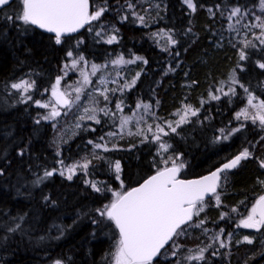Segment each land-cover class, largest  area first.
<instances>
[{"label":"trees","instance_id":"trees-1","mask_svg":"<svg viewBox=\"0 0 264 264\" xmlns=\"http://www.w3.org/2000/svg\"><path fill=\"white\" fill-rule=\"evenodd\" d=\"M103 2L90 0V11ZM193 2L195 12L183 0H107L109 10L99 21L86 24L74 36L63 37L61 44L31 26L8 21L6 16L17 8L16 0L0 11V169L4 172L0 176V264H53L57 259L65 264H108L118 234L97 209L113 199L111 190L132 187L164 167L161 161L168 156H179L185 164L180 176L192 178L244 149L250 157L234 170L221 173L220 204L217 206L214 195L206 199L205 210L182 226L184 233L162 251L157 264L177 260L181 264H264V229L257 232L239 226L264 194V184L259 182L264 181V168L260 167L264 128L258 121L254 124L236 116L246 107L249 93L258 102L264 100V69L257 63H264V45L257 39L261 29L248 27L260 23L255 16L264 18V12L259 0ZM127 3L134 9H128ZM218 4L225 10L239 5L248 14H242L237 24V17L229 21L221 16ZM133 11L145 16L144 24ZM125 15L128 19L122 21ZM92 26L116 35L117 40L108 44L91 37L88 29ZM169 35L175 44L168 40ZM246 42L255 47L245 48ZM72 49L95 63L118 56L142 57L123 71L126 83H135L116 93L126 108L137 102L147 104L162 123L175 122L176 113L189 105L196 115L178 124L176 132L169 130L159 143L131 137L119 139L107 151L95 149V143L110 130L102 113L100 123L83 124L69 139L58 140L56 128L42 120L39 107L31 99L16 102L8 88L26 77L47 87ZM241 50L247 54L245 60H240ZM160 143L170 145L167 152L161 151ZM21 149H26L23 156L18 155ZM117 160L120 173L114 167ZM60 161L90 163L68 180L57 171ZM53 169L54 175L42 184L32 183L45 170ZM93 183L100 192L91 187ZM222 214H226L223 219ZM19 217L24 218L21 230L8 233L6 228L20 222ZM201 219L204 224L196 227ZM246 235L253 239L252 244L237 243ZM221 242L226 247H220ZM173 243L181 246L176 257L171 256L176 250ZM200 249H206L204 260H184L193 251L199 254Z\"/></svg>","mask_w":264,"mask_h":264},{"label":"snow or ice","instance_id":"snow-or-ice-1","mask_svg":"<svg viewBox=\"0 0 264 264\" xmlns=\"http://www.w3.org/2000/svg\"><path fill=\"white\" fill-rule=\"evenodd\" d=\"M14 0H0V11H3L5 6H10ZM261 11L264 12V0H259ZM17 8L14 13L7 15L6 19L13 23L19 22L22 26H36L40 29H44L49 33H54L56 44L62 43V38L68 34L75 33L79 29L83 28L86 24H91L94 21H99L100 18L109 10L107 5V0H104L103 4L97 5L95 10L90 11V0H16ZM183 3L187 5L189 9L193 12L196 11V4L193 0H183ZM128 9H134V5L127 3ZM159 7V5H156ZM216 9L220 11L221 16H225L231 21L234 17H237L236 23H240V17L242 14L247 15V11L242 9L239 5L232 6L227 10L221 9L220 5H216ZM212 16H215V12L211 8L208 9ZM141 24L145 23V16L139 15L132 12ZM128 17L122 16L121 20H127ZM255 20L261 21L260 23L251 24L250 28H260L261 34L257 37L260 40V44L264 45V18L261 16H255ZM103 29V25L100 26ZM231 27V25H230ZM92 29L90 28L89 31ZM115 31H118L116 29ZM191 31V29H189ZM102 31H97L96 36H101ZM117 40L116 35H112L107 39L108 44H112ZM168 40L175 44L176 41L171 35L168 36ZM245 48L255 47L251 42H246ZM69 57L73 55L71 51L67 53ZM240 60H245L247 54L245 51L241 50ZM83 60V57H80ZM136 60L142 59V57H135ZM134 60H124V58L118 57L116 60L112 61L114 64L121 63H134ZM73 66H75L76 61L74 60ZM144 63H147L145 60ZM258 63L260 69H264V63ZM97 65L93 64V70L97 69ZM95 74V71L94 73ZM83 75V73H82ZM61 77H57L55 84L52 86V96L55 98L57 105H63L70 108L75 101L81 99L80 93L81 88H76L77 93L75 101L69 98L67 91H61L59 86L61 84ZM237 82V81H234ZM83 83L85 85L89 84L90 81L87 75H84ZM135 80L132 81V84ZM35 85V81H29L21 79L19 82L12 83L11 89L16 90L18 93H28ZM242 88L243 85H240ZM248 92V89H244ZM107 89H105L100 94L104 97V100H108V96L105 94ZM115 91V90H112ZM230 91H234L230 89ZM91 95V94H89ZM31 99L29 95L27 97ZM94 103H99L94 97H91ZM219 97H213V99H218ZM254 97L249 93L248 105L256 109V113L251 116L252 122L255 124L259 121V124L264 128V100H261L258 104L253 103ZM37 105L42 108H48V103H40V101H35ZM139 108L140 105L138 104ZM145 109L148 108L147 105L144 106ZM188 109L191 106H186ZM117 109H121V105L117 103ZM108 115L109 112L104 108L99 109ZM84 111L87 113L90 111L89 108H85ZM95 111V109H91ZM61 113L56 109L55 106L52 107V111L48 116L42 117V119H55ZM192 115H196V111H192ZM243 115L245 119L249 118L247 109H242L241 112L236 114L237 119ZM83 119V117H81ZM89 119H94L96 123H100L99 119L96 117L89 116ZM130 118L125 117L121 121V128L128 123ZM185 118L181 117L179 123H184ZM39 124L40 120H36ZM79 126V125H78ZM172 132H176V128L171 127ZM159 132L168 135L164 132V129L157 125ZM151 129H149L150 131ZM239 129H236L238 131ZM109 135H115V133H110ZM103 139V137H101ZM156 141H160V136H154ZM89 143H92L89 141ZM104 147L107 151V147L99 143L95 144V148L99 149ZM159 147L164 152H167L170 145L166 143H160ZM26 149H21L18 155L23 156ZM251 153L248 149H244L239 155L234 159L225 163L221 168L213 171L210 175L204 176L197 180H184L179 179V173L185 167V164L180 161L179 156L173 158L168 156L163 158L161 163L165 166L162 168H157L156 173L146 179L138 187L132 188L125 191H114L113 199L103 206L101 209H97L98 215L110 221L118 232V238L114 245V251L110 254L112 257L113 264H157V259L162 255V249L169 244V241H174L175 237H178L184 233V228L182 225H186L188 222L193 220L194 216H199L201 212L205 210L207 206L206 196L211 198V195L215 196V201L217 206L220 204V195L217 194V188L221 180V173L227 169H233L241 162V160L249 158ZM99 158V157H97ZM179 161V162H178ZM63 164V161H60ZM90 161L85 162L81 167L87 169ZM170 163V166H169ZM115 171L120 173L121 164L120 161H115L114 164ZM260 167L264 168V161H261ZM67 171L70 173L67 176L68 180L73 178L75 171V166L68 167ZM56 172V169L45 170L43 175H38L33 184L39 186L48 177H51ZM4 174L3 169H0V176ZM60 175H64V172H60ZM119 179V176H117ZM264 184V181H259ZM91 187L100 192L101 189L96 186L95 183L91 184ZM46 201L48 197L44 198ZM54 203V202H53ZM235 211V209H233ZM226 214L221 215V219L224 218ZM20 222L15 223L14 226H8L6 231L8 233H15L22 228L23 217L18 218ZM96 223V221H93ZM204 224V220H200L196 227H200ZM239 226L245 229H255L260 232L264 229V195H260L258 199L253 203L250 212L239 222ZM206 231V230H205ZM223 231V230H221ZM230 235V234H229ZM7 238L6 236L4 237ZM253 239L249 236H244L242 241H237V243H247L252 244ZM172 247L176 250L171 252V256L176 257L178 250L181 247L178 244L173 243ZM220 247H226V245L221 242ZM206 249H200L199 255H188L184 257V260H204V251ZM264 254V253H262ZM213 255H216L214 252ZM53 264H65V261L57 259ZM175 264H181L180 260H177Z\"/></svg>","mask_w":264,"mask_h":264},{"label":"rangeland","instance_id":"rangeland-1","mask_svg":"<svg viewBox=\"0 0 264 264\" xmlns=\"http://www.w3.org/2000/svg\"><path fill=\"white\" fill-rule=\"evenodd\" d=\"M92 29L89 31V29ZM88 34L91 37H96L99 40H105L112 36V33H104L101 29L95 28V27H89ZM97 31H102L101 36H96ZM264 38V37H263ZM73 55L69 57L66 54V60L62 64L60 73L55 77V79L47 86L39 87L34 85L32 89L29 90L28 93H18L16 90L11 89V85L9 86V92L13 93L15 95L16 102H25L30 99L27 97L31 96V101L34 105L39 107L40 109V115L41 118L44 116H48L51 111L52 107L55 106L56 109L61 113L59 116H57L55 119H42L46 122H52L53 127L56 128V134L55 138H58V140L64 141L72 137V135L75 133L76 129L83 125L90 123H96L94 119H89V116H95L96 119H99L101 113L102 115H105L104 112H101L99 109L104 108L106 111L109 112L107 116L108 123L110 130L108 133L105 134V138L100 139L95 144L99 143L101 145H104L107 147V149L113 147L116 145L117 141L121 138H135L139 141H145V140H151L154 142L159 143L162 140V137L164 133L159 132L157 125L162 127L164 129V132H168L171 130L169 127V124H171V127H176L178 124H180L181 117H184L185 120L188 118V116L192 115V109H188L187 107H184L179 112L176 113V121L175 122H164L162 123L160 119H158L154 113L152 112V109L147 105L143 103L137 102L134 107L126 108V104L119 102L117 100V94L120 93L123 90L128 89L131 85V83H126L124 78V69L129 63H121V64H114L112 61L116 60V58L109 59L108 61H104L101 63H95L90 60H86L85 57L80 54L77 51H74V49L71 50ZM80 57H83L84 59L81 60ZM76 61L75 66H73V61ZM124 60H136L135 57L131 59H124ZM97 65V69L93 70L92 65ZM95 71V74H93ZM83 73V75H82ZM84 75H87L90 83L85 85L83 83ZM57 77H61V84L59 86L61 91H67L69 94V98L75 101V97L77 93L75 92L76 88H81L82 91L80 93L81 99L79 101H75L70 108L65 107L63 105H57L55 102V98L52 96V86L55 84ZM24 80L34 81L31 77L30 78H24ZM20 81V80H19ZM17 81V82H19ZM16 83V82H14ZM105 89L107 91L105 94L108 96V100L105 101L104 97L100 94ZM115 90V91H112ZM91 94V95H89ZM116 94V95H115ZM91 97H94L96 100L99 101V103H94L93 99ZM35 101H40V103H48V108H42L39 105L35 103ZM119 103L121 105V109H117L116 105ZM254 104H258L259 102L257 100L253 99ZM109 104H111L109 106ZM140 105L138 108L137 105ZM145 105L148 106L147 109H145ZM85 108H89L90 111L87 113L84 111ZM126 108V109H125ZM91 109H95V111H91ZM244 109H247L249 118L251 119V116L256 113V109L252 108L250 105H247ZM241 112V111H240ZM83 117V119H81ZM125 117L130 118L128 120V123L124 125L123 128H121V121ZM241 120H245V117L241 115ZM258 121V120H257ZM259 122V121H258ZM79 125V126H78ZM149 129H151L149 131ZM110 133H115V135H109ZM160 136V141H156L154 139V136ZM97 149V148H95ZM99 151L105 150L104 147H101L97 149ZM164 152L163 150H161ZM83 162H75L70 164H61L58 163L57 171L64 172L65 176H68L70 173L67 171L68 167L75 166L74 174L78 171H83L84 169L81 167L83 165ZM170 165V164H169ZM73 174V175H74ZM116 190H111L110 194ZM120 191V190H117ZM249 230H255V229H249ZM244 237V236H242ZM192 255V254H191ZM193 255H199L198 251H193ZM108 264H113L112 257L109 260Z\"/></svg>","mask_w":264,"mask_h":264},{"label":"water","instance_id":"water-1","mask_svg":"<svg viewBox=\"0 0 264 264\" xmlns=\"http://www.w3.org/2000/svg\"><path fill=\"white\" fill-rule=\"evenodd\" d=\"M6 7V6H5ZM86 26V25H85ZM84 26V27H85ZM31 27H33V28H35V29H37V30H39V31H41V32H43V33H46V34H49V35H51V36H53V37H55L54 36V33H49V32H47L46 30H44V29H40V28H38V27H36V26H31ZM83 27V28H84ZM83 28H81V29H79L77 32H75V33H71V34H68V35H66V36H64V37H68V36H74V35H76V34H78ZM241 152H239V153H237L236 155H234L233 157H231L230 159H228V160H226V161H224V162H222L221 164H219L217 167H215L214 169H212L211 171H209V172H207V173H205V174H202V175H200V176H197V177H192V178H183V177H181L180 176V173H179V179H184V180H197V179H200V178H202V177H204V176H208V175H210L213 171H216L218 168H221L225 163H227V162H229L230 160H232V159H234L237 155H239ZM170 166V165H169ZM238 166V165H237ZM236 168V167H235ZM235 168H233V169H227V170H224L223 172H226V171H231V170H234ZM222 172V173H223ZM156 173V171L155 172H153V173H151V174H149L147 177H145L144 179H142L140 182H138L137 184H135V185H133L132 187H130V188H128V189H126V190H130V189H132V188H135V187H138L139 185H141L146 179H148L150 176H152V175H154ZM221 175V174H220ZM264 195V194H263ZM212 196V195H211ZM209 197L208 196H206V199H208ZM183 226V225H182ZM115 227V226H114ZM117 231V230H116ZM117 234H118V232H117ZM171 243V241H169V244ZM168 244V245H169ZM168 245H166L165 246V248L166 247H168ZM164 249H162L161 251H163Z\"/></svg>","mask_w":264,"mask_h":264},{"label":"flooded vegetation","instance_id":"flooded-vegetation-1","mask_svg":"<svg viewBox=\"0 0 264 264\" xmlns=\"http://www.w3.org/2000/svg\"><path fill=\"white\" fill-rule=\"evenodd\" d=\"M243 228V227H242ZM245 229V228H244ZM247 230H249V229H247ZM252 231H256V230H252Z\"/></svg>","mask_w":264,"mask_h":264}]
</instances>
